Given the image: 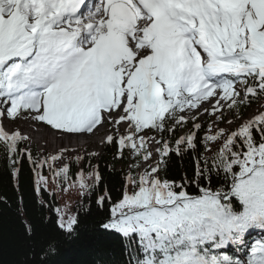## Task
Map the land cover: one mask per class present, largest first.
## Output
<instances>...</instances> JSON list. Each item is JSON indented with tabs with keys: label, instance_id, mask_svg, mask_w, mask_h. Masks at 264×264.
<instances>
[{
	"label": "snow or ice",
	"instance_id": "snow-or-ice-1",
	"mask_svg": "<svg viewBox=\"0 0 264 264\" xmlns=\"http://www.w3.org/2000/svg\"><path fill=\"white\" fill-rule=\"evenodd\" d=\"M6 122L69 141L104 129L129 161L120 192L100 153L41 159ZM0 153L13 176L24 159L41 170L37 191L45 166L62 190H102L94 264H264V0H0ZM55 212L63 242L24 221L15 264H63L81 220Z\"/></svg>",
	"mask_w": 264,
	"mask_h": 264
},
{
	"label": "trees",
	"instance_id": "trees-1",
	"mask_svg": "<svg viewBox=\"0 0 264 264\" xmlns=\"http://www.w3.org/2000/svg\"><path fill=\"white\" fill-rule=\"evenodd\" d=\"M253 105L249 111L254 107ZM248 111V113H249ZM247 113V115H248ZM25 147L29 146L26 144ZM34 153V150L31 149ZM116 149L107 146L103 156L91 160L92 164H99L105 177L104 184L115 195L119 193L122 185L123 173L128 169L129 161L115 160ZM110 166H112L110 168ZM87 164L72 165L70 174L76 173L80 168H87ZM193 165L191 160L185 159L183 165L179 160L174 165V176L181 175L185 170L191 174ZM112 168L115 170L113 171ZM32 165L24 159L21 162L19 174L13 176V169L0 153V262L3 264H15L16 261L26 258L28 249L21 240L24 231V221L32 223L36 227V240L39 242L61 241L63 233L56 226V208H61L60 193H67L72 202L70 213H78L81 220L80 240L76 245L67 246L61 256L63 264H94L97 253L92 247V241L97 235L99 222L104 219L105 213L100 211L95 204L102 190L97 191L91 198L85 199L77 185L62 190L52 183V172L47 169L43 174L49 177L46 188L41 186L37 191V172ZM75 179V177H73ZM72 183V181H69ZM22 198V199H21ZM85 209L90 210L89 215ZM19 210V211H18ZM40 244H37L39 247Z\"/></svg>",
	"mask_w": 264,
	"mask_h": 264
},
{
	"label": "rangeland",
	"instance_id": "rangeland-1",
	"mask_svg": "<svg viewBox=\"0 0 264 264\" xmlns=\"http://www.w3.org/2000/svg\"><path fill=\"white\" fill-rule=\"evenodd\" d=\"M253 113L251 112L250 115H252ZM26 124H29V123H26V122H20L19 124H13L11 122H6V126H7V129L9 131H12L14 129H20L23 134H26L28 136H33L32 135V131H34L35 129H42L43 127L39 126V125H36V128L33 129L31 131H23L19 126L21 125L22 127L26 126ZM29 127V126H28ZM46 129V128H45ZM44 130V129H42ZM48 130V129H47ZM105 132L104 129H101ZM52 132V131H51ZM48 133L50 136L47 137V138H43V140L45 139H48L47 141H49L48 145H44V142L43 143H35V141L31 138L30 142L28 143L29 147L33 150H35V154L40 157L41 159H43L45 156H49V155H56L59 150L63 147H67L69 149H72V148H75L77 145L76 143H73L71 146L68 144L69 143V140L67 139H63V145L61 143L58 144V146H56L55 143H59V142H56L54 137H58L57 134H54L53 132L52 133ZM103 132V134H104ZM30 134V135H29ZM103 134L99 135V140L103 138ZM44 134H39V137H43ZM59 138V137H58ZM61 142V140H59ZM74 141V140H73ZM102 140H100V144H98V146L91 142L89 145L83 147H79L77 148L78 150V154L84 156L86 159L88 158V156L91 154V153H100V156L101 157L103 155V151L106 147V145L102 144L101 142ZM102 144V145H101ZM77 153H73L72 155L75 156ZM99 157H95V159L99 158ZM64 163H68V158H67V154L65 156V159L63 161H57V162H54V167L56 168H59V167H62ZM59 198H60V204H61V208L62 210H67L69 213L71 211V208H72V202H71V199L69 197V195L67 193H60L59 194Z\"/></svg>",
	"mask_w": 264,
	"mask_h": 264
},
{
	"label": "bare ground",
	"instance_id": "bare-ground-1",
	"mask_svg": "<svg viewBox=\"0 0 264 264\" xmlns=\"http://www.w3.org/2000/svg\"><path fill=\"white\" fill-rule=\"evenodd\" d=\"M29 126V127H28ZM23 131H31L32 128L35 129L36 128V125L35 124H26V126L22 127L21 125L19 126ZM44 129V130H42ZM42 129H35L34 131H32V135L31 138L35 141V143H43L44 142V145H48L49 141H47L48 139H45L43 140V138H47L49 137L50 135L48 133H50L51 131L45 129V128H42ZM103 130H101L98 134L96 135H83V136H79V137H75L73 138L71 141H69V145L71 146L73 143H76V147L75 148H72V149H77L81 146L85 147L87 145H89L91 142L95 143L97 146L98 144H100V139L99 140V135L103 134ZM29 133V132H28ZM52 133V132H51ZM39 134H44L43 137H39ZM30 135V134H29ZM55 141L56 142H59V143H55L56 146H58V144L61 145V143L63 142V140L61 138H58V137H54ZM61 140V142L59 141ZM74 140V141H73ZM63 145V143H62ZM102 145V144H101ZM63 147V146H62ZM99 147V146H98Z\"/></svg>",
	"mask_w": 264,
	"mask_h": 264
}]
</instances>
